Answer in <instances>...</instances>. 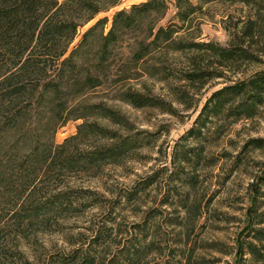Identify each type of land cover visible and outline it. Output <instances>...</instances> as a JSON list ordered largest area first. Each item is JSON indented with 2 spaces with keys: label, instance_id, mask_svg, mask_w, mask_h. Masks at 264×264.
I'll return each mask as SVG.
<instances>
[{
  "label": "trees",
  "instance_id": "obj_1",
  "mask_svg": "<svg viewBox=\"0 0 264 264\" xmlns=\"http://www.w3.org/2000/svg\"><path fill=\"white\" fill-rule=\"evenodd\" d=\"M241 1L253 9L243 18L239 41L233 44L176 37L181 24L159 23L168 0H141L115 10L106 31L107 18L96 19L72 45L80 26L118 0H0V264H143L148 243L130 241L129 246L111 252L113 224L120 211L108 216L107 222L112 223L102 224L90 235L86 247L57 255L35 250V244H40L38 232L51 231L61 217L86 205V191L70 187L68 176L77 171L95 174L144 144L145 137L137 131L120 132L99 121L130 131L127 118L118 110L79 98L102 83L110 46L118 42L122 31L147 18L152 20L147 32L134 39L137 47L131 59L135 62L163 46L209 51L220 65L261 61L264 0ZM175 5L181 21L199 8L192 0H175ZM203 71L183 72L192 79L204 78ZM121 97L134 106L162 105L159 98L137 89L122 90ZM263 103L264 66L213 89L196 121L202 124L203 117L223 111L235 119L250 117ZM75 118H82L75 132L56 141L59 127ZM150 182V176L138 180L114 205L124 209L125 199L139 197ZM251 231V240L241 245L239 264L246 253L253 264H264V226H251Z\"/></svg>",
  "mask_w": 264,
  "mask_h": 264
},
{
  "label": "rangeland",
  "instance_id": "obj_2",
  "mask_svg": "<svg viewBox=\"0 0 264 264\" xmlns=\"http://www.w3.org/2000/svg\"><path fill=\"white\" fill-rule=\"evenodd\" d=\"M138 1L118 0L100 11L79 27L71 44L100 17L107 18L106 31L115 10ZM192 1L199 8L181 21L175 0H168L159 23L181 24L176 37L193 36L220 44L239 41V26L252 13L250 4L241 0ZM150 22L147 18L122 31L118 42L110 46L102 83L79 98L104 102L118 110L127 118L130 131L99 121L120 132L137 131L145 137L144 144L95 174L77 171L66 178L70 187L86 191V205L61 217L51 231L38 232L37 254L57 255L86 247L90 235L102 224L112 223L106 219L120 211L112 229V254L117 247L140 240L148 243L143 264H239L241 245L252 238L251 226H264V103L250 117L235 119L223 111L203 117L202 124L196 121L213 89L263 67L264 55L261 61L220 65L209 51L163 46L135 62L131 59L137 47L134 39L147 32ZM193 68L204 70L205 77L186 78L183 71ZM128 88L153 95L162 105L134 106L121 97L122 90ZM81 121L69 119L59 127L55 140L74 133ZM148 176L151 182L139 197L125 199L124 209L114 205L115 199L123 198L127 189ZM28 251L26 248L32 260ZM244 255L240 264H253L249 254Z\"/></svg>",
  "mask_w": 264,
  "mask_h": 264
}]
</instances>
